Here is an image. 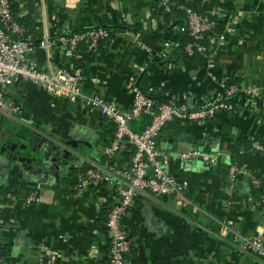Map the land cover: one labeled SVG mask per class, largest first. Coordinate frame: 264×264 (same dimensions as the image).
<instances>
[{"label":"crops","instance_id":"0c3cea01","mask_svg":"<svg viewBox=\"0 0 264 264\" xmlns=\"http://www.w3.org/2000/svg\"><path fill=\"white\" fill-rule=\"evenodd\" d=\"M203 1L213 3L212 14L229 21L223 33L209 37V56L200 65L185 55L177 58L175 37L186 27L165 29L162 17H151L153 0H11L18 17L27 16L33 24L38 42L45 33L51 39L48 48L34 53L45 70L72 65L56 40L63 31L140 23L146 31H116L101 49L82 56L84 93H98L122 110L132 105L133 88L142 77L157 104L174 100L192 108L214 100L229 85L240 88L231 96L233 110H217L202 123L173 121L162 130L159 146L172 157L182 154L178 148L186 152L196 145L219 153L220 161L210 167L199 159H172L166 168L187 181V202L171 196L160 201L139 197L124 215L136 264H264L263 258L242 248L236 235L264 234V205H259L251 182L256 177L264 184V149L252 145L245 152L248 175L234 180L228 176L239 138L264 141V0ZM10 89L5 97L20 108L11 128L38 132L43 138L36 149L52 148L45 138L62 140L65 147L75 140V147L68 146L83 158L56 162L53 149L46 172H29L19 165L0 172V264L103 263L109 236L95 225L114 201L115 187L104 184L77 195L73 185L83 163L105 162L103 148L115 126L99 110L53 97L29 80ZM144 125L143 119L130 124L135 131ZM131 151L121 152L116 161L129 165ZM72 172H77L75 177L67 179Z\"/></svg>","mask_w":264,"mask_h":264},{"label":"built area","instance_id":"2783aa9c","mask_svg":"<svg viewBox=\"0 0 264 264\" xmlns=\"http://www.w3.org/2000/svg\"><path fill=\"white\" fill-rule=\"evenodd\" d=\"M169 0H163L167 3ZM187 29L192 37L186 46L187 54L195 51L204 52L201 43L206 34L216 27V21L208 15L187 9ZM109 36L107 29L97 27L85 31H63L57 37L59 48L70 59V68L45 70L39 67L34 53L39 47H49L50 37L45 33L40 42L20 24L12 9L11 0H0V112L12 119H19L16 113L20 108L5 100V91L9 85L22 80H29L45 89L51 96L64 98L74 103H84L89 108L99 110L115 126L112 140L103 148L105 162L94 165L86 171L81 170L74 181L77 195L90 188H99L104 184L115 187L116 196L108 209L105 225L110 239L108 260L103 264H133L130 257L132 238L123 226L124 215L133 208L139 197L161 198L171 196L180 203H186V180L170 173L166 165L172 159H199L210 167L219 164V153H210L200 148H192L187 153L171 156L158 143L162 130L176 120L202 123L215 115L217 110H233L228 101L239 90V86L230 85L225 92L214 100L206 101L199 107L192 108L185 102L167 100L159 104L135 84L132 105L122 110L115 102L108 101L98 93H84L82 68L76 61L82 58L81 45L86 43L89 49L96 51L101 40ZM149 116L144 127L135 131L130 124ZM253 147L264 149V144L254 141ZM131 151L130 164L122 166L116 157L125 150ZM245 164H230L228 176L236 179L248 175ZM252 187L261 188L262 181L253 177ZM264 203V193L261 196ZM229 233V231H227ZM235 233V231H234ZM240 237L242 248L257 258L264 259V234Z\"/></svg>","mask_w":264,"mask_h":264},{"label":"trees","instance_id":"16d2710c","mask_svg":"<svg viewBox=\"0 0 264 264\" xmlns=\"http://www.w3.org/2000/svg\"><path fill=\"white\" fill-rule=\"evenodd\" d=\"M212 7H213V3H207V2H204L203 0H169L167 3H164L163 0H153L151 17H157V16L162 17L164 22H165V29H171V28L176 27V26L177 27H186L185 31L177 32L176 37H175V42L177 45L175 47V52L177 53V58L180 57L181 55H185L193 63H199L200 65H203L205 63L207 57L209 56V51H208V49L210 47L209 37L223 33L225 31L226 24L229 21V18H219V17H217V15L212 14L211 13ZM12 9H13V12L15 13V15H17V9L14 8L13 6H12ZM187 9H192V10L197 11L198 13L208 15L216 21V27L212 31L208 32L206 34L204 40L201 41V43L205 46V51L204 52H198L196 50L193 55L187 54V52L185 50V46L190 41H192V37L190 36V33L187 29V22H188ZM18 20H19L20 24L25 29L26 28L29 29V31H27V29H26L27 34H31V33H32L31 35H33V33L35 34L36 31H34V29L32 27L33 24L30 23V20L28 22L27 16L21 17V18L18 17ZM97 27H103V28L107 29L109 32V36L106 39L100 41L99 48L97 50L101 49L103 47V45L105 44V41L108 38L113 37L116 31H131L134 33L146 31L140 23L125 24V23L109 22L106 25H100V26H84L83 25L81 27L74 28L71 32L85 31V30L97 28ZM36 35H38V33H36ZM81 51L83 53L82 56H84V57L91 55L93 52H95L93 49H89L87 47L86 43H83L81 45ZM82 58L80 60L76 61L77 66H79V67H82L81 66L82 65L81 64ZM231 83H234V82L232 81ZM137 85L143 90L144 93L153 97L150 93L146 77H142V79H140V81H139V83H137ZM153 99H155V101H156L155 97H153ZM231 99H232V97L227 99V100L230 101ZM161 102H164V101H161ZM143 120L145 121V123H147L150 120V117L145 116ZM253 142L254 141L248 140L244 137L239 138L238 142L236 143V145L234 146V149H233V155L232 156L235 158L232 161V164H238V165L244 164L245 152L251 148V146L253 145ZM260 142L264 144V141H260ZM253 189H254L253 194H254V196H256L258 198L259 205L260 206L264 205V203L261 201V196L264 193L263 181H262V187L261 188H254L253 187ZM107 212H106V215H107ZM106 215L103 219L100 220L99 224L95 225V227H97V229H99L100 231L106 232V234H108V230H107V227L105 225ZM109 246H110V239H109ZM130 257L132 258L131 252H130ZM107 260H108V258L106 259V261ZM106 261H104L103 263H105ZM103 263H100V264H103ZM66 264H75V263H66ZM133 264H136L134 262V260H133Z\"/></svg>","mask_w":264,"mask_h":264},{"label":"water","instance_id":"95a60500","mask_svg":"<svg viewBox=\"0 0 264 264\" xmlns=\"http://www.w3.org/2000/svg\"><path fill=\"white\" fill-rule=\"evenodd\" d=\"M2 120V119H1ZM12 120V119H11ZM22 121V120H21ZM17 123L16 121H9V125L6 128L7 131L2 136V145L0 149V172L5 169L13 168V165H19L29 172H46L47 171V158L49 157V152L52 153L51 150H55L57 153L56 162H70V161H81L83 156L76 155L72 150L65 147L63 142L60 140H52L45 138L48 143L52 144V148L49 149L47 146H40L41 148L36 150L35 145H37V136L40 134L36 131H32L31 133H20V129H13L10 126H14L13 124ZM16 127V126H15ZM15 135V137H13ZM43 138V137H41ZM77 141L70 140L67 141V145H71L75 147ZM196 145H194L195 147ZM193 147V148H194ZM53 150V151H54ZM179 153H187L178 148ZM82 170L86 171L88 168L93 167L94 165H85L82 164ZM56 172L59 174L60 167L56 165ZM147 201H153L152 198H147Z\"/></svg>","mask_w":264,"mask_h":264},{"label":"flooded vegetation","instance_id":"af4514ba","mask_svg":"<svg viewBox=\"0 0 264 264\" xmlns=\"http://www.w3.org/2000/svg\"><path fill=\"white\" fill-rule=\"evenodd\" d=\"M5 120H0V132L2 133V135L0 136L1 137V139H3L2 138V136H3V134L5 133V132H3V129L2 128H7L8 127V125H9V121L8 122H4ZM5 126V127H4ZM18 129H20V133H21V135L22 134H25V133H31L32 131H34V130H31V129H26L24 126L23 127H20V128H18ZM13 137H15V135H13ZM37 141H41L42 140V138H41V136H37ZM44 140V139H43ZM47 141V140H46ZM38 142V143H39ZM63 142V141H62ZM63 145H64V142H63ZM67 148H69L70 150H72L73 148L72 147H70V146H66ZM36 150H38V149H36Z\"/></svg>","mask_w":264,"mask_h":264},{"label":"rangeland","instance_id":"374dc122","mask_svg":"<svg viewBox=\"0 0 264 264\" xmlns=\"http://www.w3.org/2000/svg\"><path fill=\"white\" fill-rule=\"evenodd\" d=\"M11 86H12V85H9V86L6 88V90L8 91V93L12 91V90L10 89ZM4 95H6V92L4 93ZM5 100H7L6 97H5ZM1 119L5 120L4 122L6 123V122L10 121V119H12V118H10L8 115L2 114ZM12 120H13L14 122L17 121L16 119H12ZM60 141H62V140H60ZM76 173H77V172H76ZM76 173H74V172L69 173V174L67 175V179H72L73 177H75Z\"/></svg>","mask_w":264,"mask_h":264}]
</instances>
